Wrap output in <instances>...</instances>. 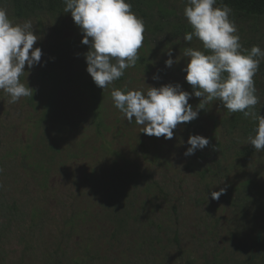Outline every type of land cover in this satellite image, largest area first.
Listing matches in <instances>:
<instances>
[{
	"label": "rangeland",
	"instance_id": "374dc122",
	"mask_svg": "<svg viewBox=\"0 0 264 264\" xmlns=\"http://www.w3.org/2000/svg\"><path fill=\"white\" fill-rule=\"evenodd\" d=\"M130 3L145 23L139 60L103 90L96 119L79 92V79H92L89 48L64 3L55 10L25 7L18 15L13 0H0L14 23L32 22L40 36L34 47L42 50L40 63L26 65L21 77L34 89L32 97L10 103L0 90V264H264V151L248 139L258 122L246 118L232 129L230 113L213 101L165 139L144 134L115 108L113 89L146 92L178 83L193 93L183 52L203 50L197 38L183 39L192 30L183 14L187 0ZM231 19L245 49L264 50V18L232 11ZM169 49L180 59L166 67ZM43 71L54 78L44 79ZM41 80L49 82L46 93L50 82H60L56 120L34 106ZM254 81L255 111L264 115V60ZM201 99H189L194 110ZM191 135L209 144L185 156ZM221 188L224 194L212 199Z\"/></svg>",
	"mask_w": 264,
	"mask_h": 264
},
{
	"label": "clouds",
	"instance_id": "9594fccd",
	"mask_svg": "<svg viewBox=\"0 0 264 264\" xmlns=\"http://www.w3.org/2000/svg\"><path fill=\"white\" fill-rule=\"evenodd\" d=\"M63 3L64 13L71 14L83 33L82 44L89 48L85 54L86 71L95 85L104 90L139 60L144 20L132 10L130 0H63ZM232 11L223 0L219 5L217 0H187L183 14L192 30L183 39L191 42L195 37L203 44V50L187 47L183 52L188 62L182 71L193 93L183 90L178 83L150 86L146 92L113 89L114 106L129 123L134 119L148 136L172 139L179 124L196 119L199 110L219 101L230 113L240 112L258 122L255 135L248 139L255 151H264V115L255 111L260 99L254 81L264 60V50L259 45L250 50L243 47L238 27L231 19ZM39 39L30 20L14 23L7 10L0 7V90L10 96V103L33 96L34 89L22 83L21 77L26 65L30 70L41 61L42 50L34 47ZM167 55L166 67L179 62V57L172 59L171 49ZM193 94L202 98L195 110L189 103ZM187 144L190 147L184 155L190 156L205 148L209 139L191 135ZM224 192V188L212 191L211 198L218 200Z\"/></svg>",
	"mask_w": 264,
	"mask_h": 264
},
{
	"label": "trees",
	"instance_id": "16d2710c",
	"mask_svg": "<svg viewBox=\"0 0 264 264\" xmlns=\"http://www.w3.org/2000/svg\"><path fill=\"white\" fill-rule=\"evenodd\" d=\"M62 2L63 0H13V3L15 4L16 8L19 11L18 15H20L21 13L22 15L24 14L25 7L27 9H30L29 8L30 6L31 7L30 11H34L35 9H40L46 5L51 10H55L58 7V5ZM217 2L219 4L220 0H217ZM223 3L229 5L232 8V10L235 12H238V13L250 16V17L264 18V0H223ZM42 76L44 79L49 78L52 80L54 78L53 75L47 74V72L45 71L42 72ZM79 80L81 81V86H79L80 96L82 98H87V100L89 101V111L90 109H92V111H95V114H97V112L103 110V107H104L105 98L103 96H105V93L103 89L97 87L92 79L81 77ZM53 82H50V84L52 85L50 92L46 93V91L44 90V86L46 84H49V82L48 81L46 82V80H41L42 85L39 89L40 91H38V94L34 96L32 100H33L35 107L38 106L40 107V109H42L45 118H51V116H53V117H56L54 118L56 120L59 114V111H57V108L59 106V103H58L59 98L57 96V87L59 88L58 85L60 84V82L59 81L56 82L55 80ZM100 94H102V98H100L101 97ZM97 117L100 119L99 114L96 115V119ZM228 119L229 121L227 122L229 123V125H231L232 129H236L241 123L244 122V120H246V118L240 112L230 113V116ZM192 122L193 120L190 122H186L185 124L191 125ZM103 125H104V121L100 120L99 123L97 124V130ZM53 145L54 144H52V146ZM207 174H209V172L204 171L200 175L203 178H205ZM110 198H111V195L109 199L107 200V204L111 203ZM134 205L135 204H133L132 201L129 203L127 202V212H126L127 219H129L128 217H131L133 210H134L133 209ZM175 241L177 242V238L175 239ZM184 264H198V263L195 260L187 259L184 262Z\"/></svg>",
	"mask_w": 264,
	"mask_h": 264
}]
</instances>
